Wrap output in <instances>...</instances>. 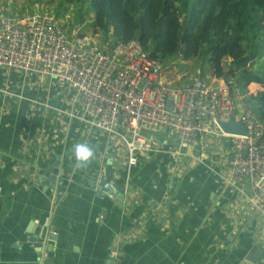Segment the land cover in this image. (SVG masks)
Instances as JSON below:
<instances>
[{"label": "crops", "instance_id": "crops-1", "mask_svg": "<svg viewBox=\"0 0 264 264\" xmlns=\"http://www.w3.org/2000/svg\"><path fill=\"white\" fill-rule=\"evenodd\" d=\"M80 110L58 80L0 69V264H249L264 247V221L226 183L227 139L200 136L195 154L205 160L191 164L170 155L177 135L156 133L155 151L137 153L128 170L124 144L69 115ZM76 144L92 149L90 162L78 166ZM56 156L67 182L43 190L37 174ZM127 178L135 192L121 204L100 193L101 182ZM29 223L39 237L56 234L53 247L28 243Z\"/></svg>", "mask_w": 264, "mask_h": 264}, {"label": "built area", "instance_id": "built-area-1", "mask_svg": "<svg viewBox=\"0 0 264 264\" xmlns=\"http://www.w3.org/2000/svg\"><path fill=\"white\" fill-rule=\"evenodd\" d=\"M0 69L47 76L73 91L81 110L69 115L117 137L125 146L128 170L136 165L137 153L155 151L149 136L156 133L177 135L178 146L170 155L191 164L205 160L195 154L200 136L227 139L226 183L236 185L264 221V121L234 79L197 73L180 85L169 84L158 58L137 42L68 35L59 19L40 6L18 16L0 9ZM232 119L246 134L223 132L219 124ZM113 187L109 182L102 186ZM122 192L125 198L135 192L128 178ZM109 256L118 260L117 249Z\"/></svg>", "mask_w": 264, "mask_h": 264}, {"label": "trees", "instance_id": "trees-1", "mask_svg": "<svg viewBox=\"0 0 264 264\" xmlns=\"http://www.w3.org/2000/svg\"><path fill=\"white\" fill-rule=\"evenodd\" d=\"M54 2L57 19L69 6L77 7L79 23L92 15L90 26L101 41L110 36L114 44L137 42L170 68L171 80L191 61L200 75L234 79L244 92L260 86L249 99L264 121V0H47L45 6ZM62 27L70 35L72 25Z\"/></svg>", "mask_w": 264, "mask_h": 264}, {"label": "water", "instance_id": "water-1", "mask_svg": "<svg viewBox=\"0 0 264 264\" xmlns=\"http://www.w3.org/2000/svg\"><path fill=\"white\" fill-rule=\"evenodd\" d=\"M167 108L171 110L172 103L171 101L167 102ZM236 112L233 113L235 115ZM220 128L223 130V132L228 134H246L245 127L239 123H236L234 119H232L229 122L223 123L221 122L219 124ZM56 161L52 165H49L48 167L41 166L39 169L40 172L37 174V184L41 187H43V190L52 189L55 190V188L58 186L59 180L60 186L65 185L67 182L65 178V174L63 171L60 170L59 166V156H56ZM104 185V182H101L99 184V191L102 195H114V200L117 198L118 204H121V202L124 199V195L122 192V187H113L108 189L107 191L102 190V186ZM24 235L26 237V241L30 243L33 247L38 248V252L42 251V248L44 246L47 247H53L52 243L50 241H54L57 239V235L54 233H51L49 228L45 230L42 237L37 236L36 234L32 233V223H29L25 229H24ZM264 255V247L258 248L254 252H251L246 257V261L249 262V264H256L259 257H262Z\"/></svg>", "mask_w": 264, "mask_h": 264}, {"label": "rangeland", "instance_id": "rangeland-1", "mask_svg": "<svg viewBox=\"0 0 264 264\" xmlns=\"http://www.w3.org/2000/svg\"><path fill=\"white\" fill-rule=\"evenodd\" d=\"M47 0H42V2L36 4L34 7L40 6L41 8H44V10H48V11H54L57 3L54 2L50 5V8H48L47 6H45V2ZM32 3H34V0H6V4H0V9L1 10H5L6 12H11L13 15H17L21 12H25V10L28 9L29 5H31ZM91 17L92 15H89L86 17V20L82 23H79L76 18H77V7L75 6H69L67 7V10L65 12V14L59 19L61 25H66V26H70L72 25V31H75V34L77 35H82V36H86L88 38H94L97 41H100L101 39V35L95 34L93 33V28L90 26V22H91ZM66 30L68 31L69 29L66 27ZM174 68H172L173 71ZM186 71L184 73H181L179 75L176 76V78L174 80H171L169 78V75L171 74V70L170 68L166 67L163 69V78L165 80V82L169 83V84H182L185 83L191 76H194L195 74L199 73L197 70L196 66H193V62L189 61L187 62V66L185 67ZM187 77H185V81H180L181 77H184L185 73H188ZM47 79V78H46ZM44 85H49L47 82L44 83ZM251 89H248V94L249 97L250 95H256L257 92L259 91V89L261 88H256V87H250ZM256 92V94H253L252 92ZM67 101L62 99L60 100V105L65 104ZM69 107V106H68ZM61 108V107H60ZM64 108V107H63ZM68 111V110H66Z\"/></svg>", "mask_w": 264, "mask_h": 264}, {"label": "clouds", "instance_id": "clouds-1", "mask_svg": "<svg viewBox=\"0 0 264 264\" xmlns=\"http://www.w3.org/2000/svg\"><path fill=\"white\" fill-rule=\"evenodd\" d=\"M74 154L78 166L90 162L93 156V151L85 144H76L74 146Z\"/></svg>", "mask_w": 264, "mask_h": 264}]
</instances>
